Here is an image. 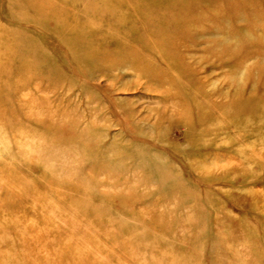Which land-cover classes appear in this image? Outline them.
Returning <instances> with one entry per match:
<instances>
[{
	"label": "rangeland",
	"instance_id": "1",
	"mask_svg": "<svg viewBox=\"0 0 264 264\" xmlns=\"http://www.w3.org/2000/svg\"><path fill=\"white\" fill-rule=\"evenodd\" d=\"M0 264H264V0H0Z\"/></svg>",
	"mask_w": 264,
	"mask_h": 264
},
{
	"label": "bare ground",
	"instance_id": "2",
	"mask_svg": "<svg viewBox=\"0 0 264 264\" xmlns=\"http://www.w3.org/2000/svg\"><path fill=\"white\" fill-rule=\"evenodd\" d=\"M26 6H29V4H26ZM182 7H184V6H182ZM182 7L179 8V10L183 11L184 8H182ZM209 9H212V8H209ZM199 11H200V9L197 10V12H199ZM211 11H213V10H211ZM178 26L179 25L176 26V30L181 28V27H178ZM171 33L174 34V35L177 34L176 31H175L176 34L174 32H171ZM200 33H202V30L200 31ZM208 33L209 32H207V34ZM193 36H187V37L184 36V38H182L180 40H178V36L177 35H176V38L174 36H171L170 40H172L173 42L164 41V43H168L169 44L168 48H171V50H169L166 47V45L165 46L163 45V46H160V47L158 46V47H156V49L158 48V50H156V56L159 57V59H161V58L168 59L169 63H175L176 66H178L179 63H180V65H185V63H188L190 65V61H191L193 66H191V71L190 72H192V73H194V72H197V73L202 72L205 69V67L202 64L203 62L201 61V59L192 60L193 59V57H192L193 52H191V50H192V49H190L191 47L188 46L189 43L192 44V41L194 40ZM221 38L222 39L219 41V43L222 44L223 48H225V44L227 43V35L225 33H222V37ZM216 43H218V42H216ZM180 49H182V51L187 52V54L185 56H187L189 58L188 59L189 62H187V60L185 58L184 59H175V58H173V56H177L176 54H178L180 58H183L182 55H180V51H181ZM211 54H213L214 57H217V58L220 59V63H222V67H224V64L226 65V63H227V61H226V55L227 54L226 53H224V52H218V53L210 52L209 55H211ZM117 56L118 57L113 59V60H107V62L112 65L111 67L106 68V65L104 66L106 69H108L107 73H106L107 74V78L110 77L109 80L112 81V82H116V80H118L120 78L118 77V75L117 76H113L111 74H114L115 72L116 73L117 72L118 73L121 72V69H122L121 66L124 67L127 63H129L130 60H134L135 59V58H128L129 56H127V55L126 56L117 55ZM146 66H148V65H146ZM150 68H152V67L150 66ZM188 68L190 69V66H188ZM131 70H135V69L128 68V70H126V71H131ZM150 70H152V69H150ZM152 71H154V70H152ZM208 71H210V70H207V72H205L206 75H208ZM230 71H231V69H230ZM98 72L99 71H97L96 73H98ZM165 72L167 74H169V76L167 78H165V79H162V80L157 78L158 76H156V74L153 73V72H147V73H143L142 74L143 75V79L142 80H144L143 83L144 82L150 83L152 85V86L150 85V88H152L153 90H157V92H159L160 95H162V97L160 98L161 102L159 101L160 104L165 105V107L167 106V104H170V105L172 104L175 108H178L175 105L176 102H178L177 101V97H179V95L177 94V92H178L177 88H179L181 90V92L184 93L186 96H189V94H191V95L193 94V96H198V98L200 97L199 94L197 95V91H195V89L192 90V89L188 88L190 86L185 85V86H187L186 88L182 87L184 85L182 84V81H179V78H178L179 76L175 74L176 71H171V72L165 71ZM172 72H175V73L172 74V75H174V77L172 75H170ZM99 73H102V72H99ZM133 73L137 74L139 72H134L133 71ZM202 73H204V72H202ZM195 76L197 77V79L195 81L196 82V84H195L196 87L195 88H199L200 87V85H199L200 81L205 82L209 78L207 76H204V77L201 76L200 77V75L198 76L197 74H195ZM232 76H234V75H232ZM138 77H139V75H138ZM229 77H231V76H229ZM151 79H154V80H151ZM197 83H199V84L197 85ZM203 84H205V83H203ZM192 88H194V87H192ZM216 93H217V97H213V100H219L221 102L220 104L214 103L216 101L211 102L210 101V100H212L211 96H210L211 98H209V97L205 98L203 96L204 98L202 97L203 98L202 101H200V102L197 101L196 103L192 102L193 109L189 113L191 115L196 116V117H198L199 115L202 116V117H204V116H206V117L209 116L210 118L214 117V119L215 118H219V117H223L222 120H226V117H224V116H226V114L228 113L229 108L231 110V108L234 107L233 102L231 103L230 99H228V92L226 90H222L221 89L219 91H216ZM205 94H207V93H205ZM162 101L164 102V104L162 103ZM244 101L245 100H239L238 103H242V105L240 104L241 107H243L244 110H246L248 112V109L252 108L254 106V104L253 105H252V103L248 104V103H245ZM203 104H205V105H203ZM247 106H249V107L247 109H245ZM209 107H210V111H208ZM113 113H114V111H113ZM217 114H219V115L217 116ZM176 152H177L178 156L181 157L180 152L179 151H176ZM180 159H181V161H183V159H184L186 162H188V164H186L188 166V168L189 169H191V168L193 169V165L194 164H191L189 162V159L186 160L185 157H181ZM162 177L164 179L165 178H169V176L165 175V174Z\"/></svg>",
	"mask_w": 264,
	"mask_h": 264
}]
</instances>
